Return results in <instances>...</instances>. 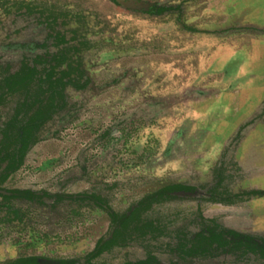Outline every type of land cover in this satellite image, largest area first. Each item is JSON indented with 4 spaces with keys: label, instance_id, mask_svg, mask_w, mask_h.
I'll list each match as a JSON object with an SVG mask.
<instances>
[{
    "label": "rangeland",
    "instance_id": "374dc122",
    "mask_svg": "<svg viewBox=\"0 0 264 264\" xmlns=\"http://www.w3.org/2000/svg\"><path fill=\"white\" fill-rule=\"evenodd\" d=\"M128 1V0H125ZM0 0V62L53 50L76 29L90 79L68 88V109L48 122L22 167L2 185L42 195L94 193L125 212L174 182L194 186L143 216L155 234L100 254L101 263L264 264L254 254L181 259L179 237L209 221L264 238V0ZM28 6V8H26ZM154 6L166 10L149 12ZM42 46L29 50L24 45ZM16 99L0 108V127ZM49 206L0 198V264L21 256L76 259L110 237L88 202Z\"/></svg>",
    "mask_w": 264,
    "mask_h": 264
},
{
    "label": "trees",
    "instance_id": "16d2710c",
    "mask_svg": "<svg viewBox=\"0 0 264 264\" xmlns=\"http://www.w3.org/2000/svg\"><path fill=\"white\" fill-rule=\"evenodd\" d=\"M28 8V6H26ZM166 8L154 6L149 12L160 14ZM56 32L53 35V50L36 53L22 58L17 64L0 62V108L16 99L11 116L0 127V198L3 202L11 200L49 206L44 199H52L54 206L65 199L72 202H88L91 206L106 212L112 231L106 240L100 239L92 251L84 256L83 264H108L94 261L105 251L115 246H125L136 237L153 235L157 225L143 216L155 205L176 198L177 192H191L194 186L174 182L166 184L154 192L140 198L125 212L110 209L105 199L94 193L76 195H42L30 189H5L4 182L24 164L28 151L39 140L43 127L55 116L68 109L67 90H85L90 79L82 62L86 41L75 36L76 29ZM29 50L41 48L34 44L24 45ZM253 193L264 195V191ZM5 207L7 204H0ZM220 250L221 252H240L254 254L264 260V238L236 232L209 221L199 231L187 237L178 238L174 252L181 259L205 258ZM39 256H21L9 264H43ZM53 264H77L76 259H48ZM158 260L148 254L136 261L120 264H155ZM79 264V263H78Z\"/></svg>",
    "mask_w": 264,
    "mask_h": 264
},
{
    "label": "water",
    "instance_id": "95a60500",
    "mask_svg": "<svg viewBox=\"0 0 264 264\" xmlns=\"http://www.w3.org/2000/svg\"><path fill=\"white\" fill-rule=\"evenodd\" d=\"M120 4L125 5L126 7L137 9V10H148L149 4L143 2H136L133 0H118Z\"/></svg>",
    "mask_w": 264,
    "mask_h": 264
}]
</instances>
